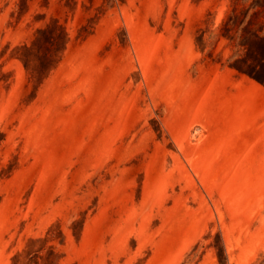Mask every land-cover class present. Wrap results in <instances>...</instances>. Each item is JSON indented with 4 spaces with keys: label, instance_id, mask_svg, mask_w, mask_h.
<instances>
[{
    "label": "rangeland",
    "instance_id": "obj_1",
    "mask_svg": "<svg viewBox=\"0 0 264 264\" xmlns=\"http://www.w3.org/2000/svg\"><path fill=\"white\" fill-rule=\"evenodd\" d=\"M0 264H264V0H0Z\"/></svg>",
    "mask_w": 264,
    "mask_h": 264
}]
</instances>
